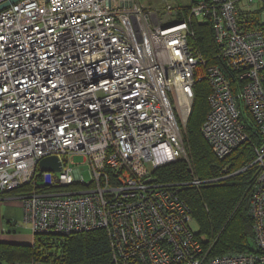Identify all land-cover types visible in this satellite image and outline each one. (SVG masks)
<instances>
[{"label":"built area","instance_id":"obj_1","mask_svg":"<svg viewBox=\"0 0 264 264\" xmlns=\"http://www.w3.org/2000/svg\"><path fill=\"white\" fill-rule=\"evenodd\" d=\"M254 2L189 0L184 14L138 0H18L0 9V197L30 187L21 199L33 237L101 229L111 264H264V20L249 26ZM200 18L211 23L223 67L195 47ZM202 79L210 94L201 132L219 160L249 140L248 122L258 133L241 169L256 171L252 250L212 255L180 196L184 184L230 175L226 167L181 184L154 176L185 155L182 127ZM75 154L87 160L89 182L69 165ZM52 155L61 171H39Z\"/></svg>","mask_w":264,"mask_h":264},{"label":"trees","instance_id":"obj_2","mask_svg":"<svg viewBox=\"0 0 264 264\" xmlns=\"http://www.w3.org/2000/svg\"><path fill=\"white\" fill-rule=\"evenodd\" d=\"M249 23L250 27L258 24L253 18ZM192 28V40L197 51L208 64L223 67L211 23L193 20ZM193 91L191 111L186 125L182 127L183 141L193 171L199 179H213L221 176L220 170L226 166V173L230 175L198 187L184 184L180 187V196L192 212L197 225L196 234H205L212 240V255L223 254L238 247L252 250L254 232L250 203L251 185L256 171L254 167L241 169L254 158L253 146L259 140L257 130L253 129L252 122H248L246 131L250 133L249 140L234 148L223 160H219L201 132L209 110V82L206 79L197 81ZM188 167V163L181 158L157 168L154 176L161 183H185L191 179ZM26 188L17 187L13 191ZM32 238V244L0 239V264L30 261L40 263L39 260L47 264H111L108 238L101 229L78 232L61 239L47 235H35Z\"/></svg>","mask_w":264,"mask_h":264},{"label":"rangeland","instance_id":"obj_3","mask_svg":"<svg viewBox=\"0 0 264 264\" xmlns=\"http://www.w3.org/2000/svg\"><path fill=\"white\" fill-rule=\"evenodd\" d=\"M145 5H150L151 8L158 9L161 8L164 3H172L175 9H182V13H187V7L189 5V0H140ZM203 21L202 18L198 19ZM193 22V21H192ZM206 22V20H205ZM188 119V118H187ZM247 120V119H246ZM187 122V121H186ZM186 122L183 126L186 125ZM183 136V135H182ZM203 136V134H202ZM204 137V136H203ZM205 139V138H204ZM183 159L188 163V171L190 172L191 178H197V174L193 171L191 161L187 154L185 148V155ZM69 165L73 169H77L81 176L84 178L85 181L89 182L91 179V171L90 166L87 160L84 159L82 155L75 154L69 157ZM226 167V166H223ZM222 168V167H221ZM222 170H220V173ZM225 175V174H223ZM27 186H25L26 188ZM26 190L22 189L19 191H9L2 194L1 201H0V239H6L11 241H19V242H29L31 243L33 238L30 231V226L23 220L22 215V199L21 196L26 193ZM63 191L69 190V188H63ZM190 227L192 231L197 232V225L196 223H191ZM2 235V236H1ZM206 244L212 245V240L208 238L205 234H200ZM32 244V243H31ZM244 251L241 247L236 249H230L226 252H235V251ZM248 251V250H245ZM37 261H30V262H19L16 264H32ZM40 263L47 264L39 260ZM2 264H9V263H2Z\"/></svg>","mask_w":264,"mask_h":264},{"label":"water","instance_id":"obj_4","mask_svg":"<svg viewBox=\"0 0 264 264\" xmlns=\"http://www.w3.org/2000/svg\"><path fill=\"white\" fill-rule=\"evenodd\" d=\"M18 0H9L0 4V9L6 7L10 3L16 2ZM62 169V163L59 158L55 155L42 158L38 163V170L41 172H60Z\"/></svg>","mask_w":264,"mask_h":264},{"label":"crops","instance_id":"obj_5","mask_svg":"<svg viewBox=\"0 0 264 264\" xmlns=\"http://www.w3.org/2000/svg\"><path fill=\"white\" fill-rule=\"evenodd\" d=\"M142 5L144 6H147V7H150V5H145L143 4L140 0H138ZM242 4V3H241ZM250 13L251 14V18L250 19H255L257 20L258 23L260 22H263L264 20V7L263 5L259 2V0H255V2L253 3V5L251 6V9H250ZM255 13V14H254ZM244 13H242L243 15ZM247 19V18H246ZM246 19H244L246 21ZM10 242H19V241H11L9 240ZM19 243H28L27 242H19Z\"/></svg>","mask_w":264,"mask_h":264}]
</instances>
